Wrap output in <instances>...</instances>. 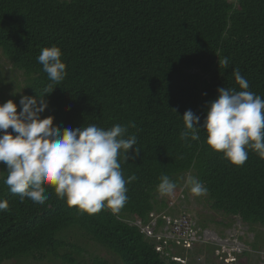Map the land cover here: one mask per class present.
Instances as JSON below:
<instances>
[{"label":"trees","instance_id":"1","mask_svg":"<svg viewBox=\"0 0 264 264\" xmlns=\"http://www.w3.org/2000/svg\"><path fill=\"white\" fill-rule=\"evenodd\" d=\"M52 46L61 50L67 72L45 97L53 127L95 124L107 130L134 123L126 137H137L140 154L118 159L124 178L136 179L126 184L128 199L118 213L106 208L88 214L46 185L44 204L22 202L4 183L7 169L0 163V201L9 204L0 211V264L25 256L87 264L64 239L70 229L122 264H181L172 258H183L176 251L182 247L157 242L136 224L150 225L155 214L161 217L153 231L164 225L169 203L157 191L161 175L177 186L185 174L202 182L211 209L225 217L219 224L239 219L249 229L264 227V160L249 151L245 164L235 166L210 149L203 130L199 141L180 139L187 110L202 124L219 88L240 90L234 69L264 98V0H0V49L11 74L22 75L26 95L40 94L48 83L37 58ZM225 57L227 69L218 63ZM1 95L0 104L20 99Z\"/></svg>","mask_w":264,"mask_h":264},{"label":"clouds","instance_id":"2","mask_svg":"<svg viewBox=\"0 0 264 264\" xmlns=\"http://www.w3.org/2000/svg\"><path fill=\"white\" fill-rule=\"evenodd\" d=\"M61 55L56 46L41 50L37 60L48 83L40 94L21 95L19 112L13 100L0 104V163L7 169L4 183L22 202L28 198L35 204H44L48 199L46 185L69 206H77L88 214L106 208L118 213L128 199L126 184L136 179L135 175L124 178L118 158L123 156L127 162L140 154L135 147L137 137H126L128 127L136 125L115 124L106 130L88 124L61 129L53 127L52 116L41 118L48 107L45 97L67 75ZM218 63L227 69L229 59L225 57ZM232 75L240 90L219 88L217 98L208 102L202 124L200 116L187 110L182 117L184 129L180 139L199 141L203 130L212 151L222 153L231 164L242 166L249 151L264 160V98L249 90V82L238 68ZM159 180L158 193L172 195L176 183L167 175H161ZM186 185L194 196L207 192L196 177L188 176ZM7 210L8 202L0 201V211Z\"/></svg>","mask_w":264,"mask_h":264},{"label":"rangeland","instance_id":"3","mask_svg":"<svg viewBox=\"0 0 264 264\" xmlns=\"http://www.w3.org/2000/svg\"><path fill=\"white\" fill-rule=\"evenodd\" d=\"M11 67L12 65L0 49V103L2 102L1 93L7 97L11 93L19 97L26 95L25 83L20 80L22 75L17 71L11 74ZM14 102L17 103L19 100H14ZM41 118H47L45 111L41 114ZM188 176L190 174H185L180 178V183L172 195L161 196L159 194L169 203L166 211L172 218L190 215L196 224V242L191 248L176 250L182 253L183 262L181 264H264V227L256 225L253 229H249L239 219L229 221L230 226L219 224L218 221H225V217L211 209L206 193L194 196L190 192L186 185ZM166 226L167 224L163 228ZM70 230L67 233L64 231V239L73 242L81 251L80 255H74L80 263L91 264L96 259H103L108 264H122L120 258L105 247L77 230ZM145 232L149 234L151 230L146 229ZM64 251L67 250H62L61 254H64ZM229 260L230 263H228ZM2 264H63V262L51 257L39 262L25 256L17 262L8 261Z\"/></svg>","mask_w":264,"mask_h":264},{"label":"built area","instance_id":"4","mask_svg":"<svg viewBox=\"0 0 264 264\" xmlns=\"http://www.w3.org/2000/svg\"><path fill=\"white\" fill-rule=\"evenodd\" d=\"M11 132V129L8 130ZM152 221L150 225L144 226L141 222H138L137 225L140 226L141 231L145 233L147 236L156 238L157 242L164 241V244L172 243L176 246L182 247L184 249L191 248L195 240V222L190 215H180L179 217L172 218L170 215L162 214V219L164 221V225L167 224L165 228L164 225L161 226L157 232L153 231V227L156 225V220L160 218V215L151 214ZM146 229H150L151 233L147 234ZM161 230V232H160ZM156 250L164 253L163 247L160 245H156ZM165 254V253H164ZM169 256L168 254H165ZM173 260L177 262H183L182 259L173 257ZM227 259V258H226ZM231 261L229 260L228 263Z\"/></svg>","mask_w":264,"mask_h":264}]
</instances>
